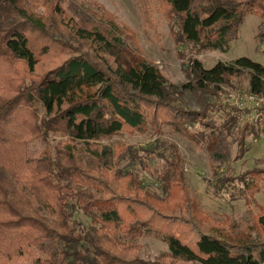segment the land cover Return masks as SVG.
Segmentation results:
<instances>
[{
	"label": "trees",
	"instance_id": "trees-1",
	"mask_svg": "<svg viewBox=\"0 0 264 264\" xmlns=\"http://www.w3.org/2000/svg\"><path fill=\"white\" fill-rule=\"evenodd\" d=\"M64 1L0 0V264L35 251L50 255L37 258L38 264H142L136 239L145 234L166 240L164 256L172 259L264 264V205L255 198L264 169L216 178L219 189L257 210L255 227H244L198 208L179 156L166 161L165 173L158 174L161 193H154L131 168L121 167V152L103 158L99 143L163 125L195 143L205 141L213 126L208 101L244 75L249 93L261 96L264 65L240 56L207 68L194 58L187 64L189 80L178 86L144 57L122 62L134 34L101 4H77V12L92 20L84 25ZM146 1L139 0L142 9ZM157 1L177 21L179 39L198 52H228L245 17L264 16V0ZM186 93L201 98V111L189 107ZM247 126L264 138V119ZM49 134L64 136L54 157L49 148L33 157L27 144ZM145 151L155 154L152 147ZM78 153L95 164L84 165ZM76 212L91 218L89 228L73 219Z\"/></svg>",
	"mask_w": 264,
	"mask_h": 264
},
{
	"label": "rangeland",
	"instance_id": "rangeland-1",
	"mask_svg": "<svg viewBox=\"0 0 264 264\" xmlns=\"http://www.w3.org/2000/svg\"><path fill=\"white\" fill-rule=\"evenodd\" d=\"M88 1L101 4L134 34V41H129L127 52L124 51V55H121L122 62L144 57L155 63L165 77L178 86L189 80L187 64L194 58L207 68L218 61L230 62L240 56L249 57L264 65V16H246L237 27L235 35L231 36L228 52H198L189 43L179 39L177 21H174L173 16L165 15L166 6L163 7L157 0H147L144 9L140 7L139 0H65L63 5L70 14L86 25L92 20L85 11L77 12V4L83 2L84 8H88L91 5L87 6ZM92 9L96 10V7L93 5ZM49 61H45L46 67L50 65ZM231 84L233 85L222 87V93L208 101L205 113L213 121V126L206 128L205 133H209V137L205 141L195 143L167 125H163L158 131L144 127L99 139L106 154L103 158L111 160L113 151L121 152V167L131 168L137 173L150 192L161 193L158 174L165 173L168 168L166 161L170 157L179 156L188 196L195 200L202 212L218 221L228 217L244 227H255V207H248L243 198L232 199L229 190L219 189L216 178L264 169V138L261 134L253 135L259 133L257 128L251 127L250 130L247 126V123H254L253 119L258 113L264 115V93L261 96H251L245 75L234 78ZM185 99L190 108L201 111L202 101L198 95L186 93ZM258 119L262 120L264 116ZM241 134L243 137H240ZM63 138L61 134H49L45 141L39 138L30 141L27 148L33 157H39L44 149L49 148L54 157V146ZM149 147L155 149L154 155L145 151ZM77 158L86 166H93L96 162L84 153H78ZM128 182L120 180L118 185L129 186ZM255 198L264 205V181L260 182V190ZM73 219L86 229L91 225V218L80 212H76ZM136 242L137 256L142 264H199L197 261L164 256L168 253V245L159 236L145 234L137 238ZM37 258L49 259L50 255L46 251H35L31 256L7 264H38Z\"/></svg>",
	"mask_w": 264,
	"mask_h": 264
},
{
	"label": "built area",
	"instance_id": "built-area-1",
	"mask_svg": "<svg viewBox=\"0 0 264 264\" xmlns=\"http://www.w3.org/2000/svg\"><path fill=\"white\" fill-rule=\"evenodd\" d=\"M251 96L255 97L254 95H251ZM260 116H264V115L261 113H258V115L255 117V119H253V121H256L258 118H260Z\"/></svg>",
	"mask_w": 264,
	"mask_h": 264
}]
</instances>
